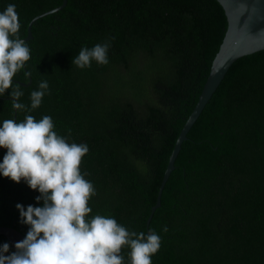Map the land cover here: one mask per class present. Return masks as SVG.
Returning a JSON list of instances; mask_svg holds the SVG:
<instances>
[{
    "label": "trees",
    "instance_id": "16d2710c",
    "mask_svg": "<svg viewBox=\"0 0 264 264\" xmlns=\"http://www.w3.org/2000/svg\"><path fill=\"white\" fill-rule=\"evenodd\" d=\"M61 2L0 0V12L15 4L23 38L34 15ZM226 26L218 0H67L32 23L31 58L13 78L28 108L31 92L48 82L40 107L17 112L11 89L0 96V126L47 115L58 135L70 130L69 143L87 144L81 172L95 188L88 218L155 231L161 246L152 264H264V48L229 66L187 131L146 225ZM106 41L107 65L72 64L82 47ZM26 70L31 80L20 84ZM6 151L0 148V162ZM38 195L0 175V224L26 236L16 205L40 207ZM3 243L14 251L0 234Z\"/></svg>",
    "mask_w": 264,
    "mask_h": 264
},
{
    "label": "clouds",
    "instance_id": "9594fccd",
    "mask_svg": "<svg viewBox=\"0 0 264 264\" xmlns=\"http://www.w3.org/2000/svg\"><path fill=\"white\" fill-rule=\"evenodd\" d=\"M19 16L15 4L0 12V96L11 89L12 108L17 112L40 107L49 91L47 81L39 83L30 94L28 108L19 102L24 95L20 86H13V78L25 68L31 50L19 35ZM110 42L82 47L72 59L80 69L109 63ZM30 77L29 72H25ZM50 116L37 120L26 115L23 121L4 120L0 126V148L6 154L0 162V175L38 191L35 199L42 206L17 204L20 222L29 230L22 241L0 245V264H126L122 254L125 248L127 264H152L151 257L161 246V237L155 232L129 231L112 217L95 215L88 202L95 195L94 185L81 172L83 157L89 152L87 144L69 143V136L54 131ZM167 232L165 226L162 229ZM7 254V255H6Z\"/></svg>",
    "mask_w": 264,
    "mask_h": 264
},
{
    "label": "water",
    "instance_id": "95a60500",
    "mask_svg": "<svg viewBox=\"0 0 264 264\" xmlns=\"http://www.w3.org/2000/svg\"><path fill=\"white\" fill-rule=\"evenodd\" d=\"M66 1L67 0H62L60 4L34 15L29 20L26 29L27 33L22 39L27 40L33 37L31 25L37 18L62 8L66 4ZM218 1L226 14V30L218 50L212 59L209 73L198 95V99L181 127L175 139L174 146L168 156V161L156 194V200L155 203L151 205L146 225L149 224L154 210L160 206L162 189L171 170L175 167L174 160L181 148L182 141L186 139L187 131L224 77L229 66L238 57L264 48V0ZM26 72L28 71L26 70ZM30 80L29 77L28 81L18 80V82L20 84H28ZM149 232L150 230L147 229V233ZM0 234L7 237L14 251L15 243L25 238V235L19 229L11 225L0 224Z\"/></svg>",
    "mask_w": 264,
    "mask_h": 264
}]
</instances>
